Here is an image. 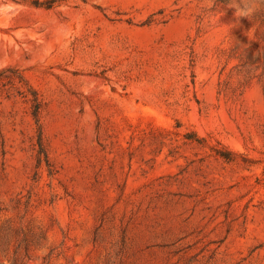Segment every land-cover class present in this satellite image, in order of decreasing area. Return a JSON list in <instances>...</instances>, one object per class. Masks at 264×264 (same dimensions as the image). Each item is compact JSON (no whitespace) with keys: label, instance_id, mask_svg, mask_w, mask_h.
<instances>
[{"label":"rangeland","instance_id":"374dc122","mask_svg":"<svg viewBox=\"0 0 264 264\" xmlns=\"http://www.w3.org/2000/svg\"><path fill=\"white\" fill-rule=\"evenodd\" d=\"M234 13L0 0V264H264V10Z\"/></svg>","mask_w":264,"mask_h":264},{"label":"clouds","instance_id":"9594fccd","mask_svg":"<svg viewBox=\"0 0 264 264\" xmlns=\"http://www.w3.org/2000/svg\"><path fill=\"white\" fill-rule=\"evenodd\" d=\"M235 16L249 19L257 12L264 10V0H233Z\"/></svg>","mask_w":264,"mask_h":264},{"label":"trees","instance_id":"16d2710c","mask_svg":"<svg viewBox=\"0 0 264 264\" xmlns=\"http://www.w3.org/2000/svg\"><path fill=\"white\" fill-rule=\"evenodd\" d=\"M46 4H48V3H46ZM47 6H49V5H47Z\"/></svg>","mask_w":264,"mask_h":264}]
</instances>
